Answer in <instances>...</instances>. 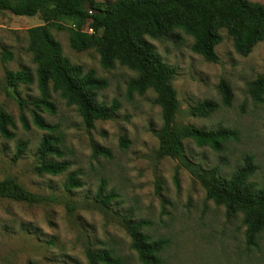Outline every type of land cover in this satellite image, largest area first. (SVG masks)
<instances>
[{"label": "rangeland", "instance_id": "374dc122", "mask_svg": "<svg viewBox=\"0 0 264 264\" xmlns=\"http://www.w3.org/2000/svg\"><path fill=\"white\" fill-rule=\"evenodd\" d=\"M249 1L264 5V0ZM61 23L73 27L69 21ZM42 24L39 15L23 17L0 10V110L14 122V127H8L12 138L0 134V181L11 178L41 198L29 205L0 197V264H89L87 251H111L122 264H141L126 231L127 224L138 223H144L141 231L151 241H165L160 264H264V231L257 245L249 247L242 216L228 218L223 206L206 198L195 175L198 168L215 169L220 177L229 178L251 158L250 181L264 188V90L259 100L250 92V85L264 76V41L242 56L227 31L220 29L217 62L209 63L192 51L193 38L181 30L146 37L162 62L174 69L171 84L179 102L174 125L236 133L218 151L184 139L180 157L160 158L157 133L162 119L154 92L129 96L127 85L137 74L118 63L102 68L93 48L73 50L67 29L49 30L62 56L83 73L92 71L104 81L98 103L117 101L120 107L112 119L96 121L92 129L84 126L76 108L68 106L51 85L54 114L34 107L40 94L27 30ZM82 29L91 32L87 24ZM5 52L10 59H3ZM22 69L30 72L32 83L10 86L6 74ZM222 81L232 92L229 106L223 105L219 93ZM202 104L211 112L192 115L191 109ZM33 111L59 128L63 156L54 160L70 163L61 175L35 171L45 132L34 126ZM19 142L27 147L14 159ZM98 148L109 155L96 153ZM70 175L81 182L80 188L66 190ZM101 186L103 195H114L107 205L95 199Z\"/></svg>", "mask_w": 264, "mask_h": 264}, {"label": "trees", "instance_id": "16d2710c", "mask_svg": "<svg viewBox=\"0 0 264 264\" xmlns=\"http://www.w3.org/2000/svg\"><path fill=\"white\" fill-rule=\"evenodd\" d=\"M0 10L16 16L39 15L42 18V25L27 30L28 52L36 65L40 94L34 100L36 109L54 114L50 85L68 106L76 108L87 129H92L96 121L112 119L120 107L117 101L110 105L98 103L97 93L105 86L104 81L92 71L83 73L80 66L73 65L62 56L60 44L49 30L67 29L69 45L73 50L82 52L93 48L99 55L102 68L109 69L118 63L137 74L127 85L129 96L143 95L148 90L154 92L153 102L160 108L162 119V126L157 133V153L160 158L180 157L184 139L218 151L221 150L222 142L236 137L234 131L227 129L206 131L194 126L178 129L174 125L179 108L176 91L171 84L174 69L162 62L146 37L181 30L193 38L194 53L209 63H216L215 47L221 41L219 30L225 29L233 40L235 51L247 56L257 43L264 41V5L249 0H0ZM63 20L71 22L73 27L66 28L61 23ZM86 24L91 32L82 29ZM10 58L11 54H3V59ZM6 81L12 87L29 85L32 76L27 69H22L8 72ZM218 89L223 105L229 106L232 92L228 84L222 81ZM263 90L264 76L250 85L255 100L260 99ZM211 110V107L202 104L193 107L191 113L205 116ZM32 122L45 132L37 148L40 163L35 168L36 173L50 176L65 173L70 163L54 160L63 156V138L58 126L47 123L36 111L32 113ZM9 126L14 127L13 120L0 110V134L3 138L13 137ZM24 127L28 129L25 122ZM26 147V142H19L14 159L19 158ZM96 153L109 155L104 148L96 149ZM253 173L251 158L229 178L220 177L215 169L198 168L195 172L208 200L223 206L228 218L242 216L245 242L249 247L257 245V238L264 231V188L250 181ZM81 186V182L73 175L65 183L67 191ZM102 189L101 186L95 199L101 205H107L114 195H103ZM0 197L29 205L41 200L11 178L0 181ZM143 225L127 224L131 249L141 264H160V253L166 243L163 240L151 241L142 233ZM86 258L89 264H122L120 258L111 251H87Z\"/></svg>", "mask_w": 264, "mask_h": 264}, {"label": "built area", "instance_id": "2783aa9c", "mask_svg": "<svg viewBox=\"0 0 264 264\" xmlns=\"http://www.w3.org/2000/svg\"><path fill=\"white\" fill-rule=\"evenodd\" d=\"M91 31V30H90Z\"/></svg>", "mask_w": 264, "mask_h": 264}]
</instances>
